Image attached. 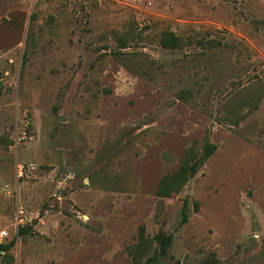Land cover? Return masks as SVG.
<instances>
[{"label": "rangeland", "instance_id": "1", "mask_svg": "<svg viewBox=\"0 0 264 264\" xmlns=\"http://www.w3.org/2000/svg\"><path fill=\"white\" fill-rule=\"evenodd\" d=\"M1 230L0 264H264V0H0Z\"/></svg>", "mask_w": 264, "mask_h": 264}, {"label": "trees", "instance_id": "2", "mask_svg": "<svg viewBox=\"0 0 264 264\" xmlns=\"http://www.w3.org/2000/svg\"><path fill=\"white\" fill-rule=\"evenodd\" d=\"M215 150V146L212 144L206 145V147H204L203 153L201 158H199V160L195 161L194 163H191L190 165H186L183 166L181 172H180V177L183 178L186 175L191 176L193 175L196 170L198 169L199 166H201L203 164V161ZM164 181V184L162 186L159 187L157 194L159 196H167L169 195V191L172 188V178L170 176L168 177H164V179L162 180ZM171 187V188H170ZM186 221V213L184 212L182 214V218L180 223H184ZM157 240L159 241V244L161 247H163L164 245H167V243L170 240V236H163L160 235L159 237H157ZM0 249H5L4 245H0ZM198 264H212V263H205V262H199Z\"/></svg>", "mask_w": 264, "mask_h": 264}, {"label": "built area", "instance_id": "3", "mask_svg": "<svg viewBox=\"0 0 264 264\" xmlns=\"http://www.w3.org/2000/svg\"><path fill=\"white\" fill-rule=\"evenodd\" d=\"M7 235V232L5 230L0 231V239L4 238Z\"/></svg>", "mask_w": 264, "mask_h": 264}]
</instances>
